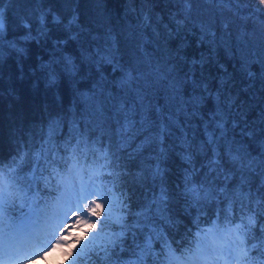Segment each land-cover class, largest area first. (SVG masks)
<instances>
[{"label":"snow or ice","instance_id":"6c2138e0","mask_svg":"<svg viewBox=\"0 0 264 264\" xmlns=\"http://www.w3.org/2000/svg\"><path fill=\"white\" fill-rule=\"evenodd\" d=\"M204 3L234 8L240 24L245 29L251 24L253 37L259 34L260 71H252L243 52L238 63L250 84L257 79L264 83V0ZM92 6L97 16L88 24L81 23L75 0L67 24L53 15L52 22L64 27L76 52L67 54L68 40L57 39L47 61L41 60L48 87H57L62 79L76 85L71 123L53 121L39 150L25 153L29 159L0 160V264H37L58 252L66 257L63 264H264V224L259 237L254 233L257 216L264 218V100L252 115V105L244 98L249 89L236 90L234 74L216 60V33L192 15V0H163V6L183 9L184 15L175 21L176 27L152 34L157 47L138 39L136 32L115 27L104 0H92ZM6 7L0 4V67L7 48L21 60L28 52L7 40ZM151 20L145 15L141 23L151 27ZM19 24L25 29V42L35 40L47 47L50 34L43 12L35 35L26 16ZM189 36H196L197 47L206 45L208 52L189 56L185 52ZM18 67L23 78V67L19 63ZM85 80L87 85L81 88ZM94 125L103 129V135ZM201 132L203 139L197 142ZM177 147L186 167L173 192L167 187L165 165ZM131 166L138 170V182L151 190V201L141 212L132 211L131 189L123 190L127 177L137 176ZM119 168L125 169L123 184L113 192L108 185L115 187ZM237 187L242 196L238 200ZM175 195L183 198L185 211L213 201L218 208L211 227L198 231L183 249L173 247L156 225L157 219L176 223L170 215ZM114 206L123 209L121 214L113 215ZM245 209L250 213L246 224ZM234 212L241 214V224L233 228L228 225ZM81 224L88 231L69 242V226ZM210 236L225 242L209 245ZM155 241L162 245L160 252Z\"/></svg>","mask_w":264,"mask_h":264},{"label":"trees","instance_id":"16d2710c","mask_svg":"<svg viewBox=\"0 0 264 264\" xmlns=\"http://www.w3.org/2000/svg\"><path fill=\"white\" fill-rule=\"evenodd\" d=\"M73 2L74 0H0V4L7 5L5 9L8 25L7 40L15 41L19 47L28 50L27 55L21 60L11 48H7L5 62L0 67V160L6 163H10L13 158L19 162L21 156L27 160L29 156H26L25 153L34 154L38 151L40 144L43 143L41 138L47 139L53 121L62 120L67 124L71 123L72 113L76 107L73 95L76 85L72 84L69 79H62L57 87H48L42 74L41 60L47 61L49 49L53 41L57 39L68 40L67 45L64 46L66 53L75 54L77 48L75 42L68 39V33L63 26L52 22L53 15H58L64 24H67L71 18L70 6ZM104 2L107 5V14L113 19L115 27L129 32V34L131 32L138 33L137 38L150 42V47H157L155 43L157 37L152 35L154 32L163 33L165 28L176 27L175 21L182 19L184 15L183 9L163 6V0H104ZM224 2L234 5L236 0H224ZM75 3L80 5L79 16L82 24L92 22L93 18L97 16V9L92 6V0H75ZM192 3L194 4L192 15L198 21L210 24L212 31L216 33V45L214 46L216 60L223 64L229 73L234 74L236 90L249 89L250 94L244 98L248 99L252 105V115H254L258 111L257 106L261 105V100H264V83L257 79L250 84L243 75L238 61L243 52L249 58L252 71L257 73L260 71V65L256 62L257 53L260 51L259 34L253 37L251 35L252 25L249 24L245 29L240 24L233 15L234 8L229 11L226 7H209L204 3V0H192ZM245 11L247 10H241L242 13ZM41 12L48 21L50 39L47 42V47L38 44L35 40L25 42L23 39L25 29L19 24L20 17L26 16L33 24V35H35L37 20ZM145 15H151V27L140 26ZM225 24H229L230 27L226 29ZM246 31L248 32L247 39L244 38ZM160 42L167 48V43L162 37H160ZM185 52L189 56H198L201 52L207 53L208 48L206 45L197 47L196 36H189ZM18 63L23 67V78H21ZM86 85L87 80L82 82L80 87L84 88ZM87 123L88 121L85 120V124ZM94 130L103 135V129L98 125H94ZM64 134H67L66 131ZM202 139V132L198 133L197 142ZM181 151L182 149L177 147L170 153L165 165L169 169L166 174L167 187L173 192L176 191V185L181 183L186 167L179 155ZM197 159H202V156H198ZM131 168L133 173H137L138 170L135 166H131ZM124 171L123 168L115 170V187L111 184L108 185L113 192L116 191V188L122 187L124 178L121 174ZM127 180L128 187L123 190L131 189L129 195L134 194L131 202L132 211L141 212L144 210L143 205L151 201V190L138 182L139 173L135 177H127ZM258 184L259 182L256 181L255 187H258ZM255 187L252 189L253 192H255ZM155 191L159 192L158 184ZM244 191L246 192V189ZM234 194L237 200L242 198L239 187L235 189ZM116 195L118 196L119 193L117 192ZM252 206L255 207V204ZM221 207L226 209L227 204L222 203ZM236 207H239L238 203ZM185 208L186 204L183 198L175 195L172 202L173 211L170 215H174L176 223L172 225L159 219L156 221V225L162 228L173 247L181 249L189 246L198 231L211 227V221L216 219L218 212L215 201L205 204L202 209L189 207L185 211ZM119 210L123 211L121 208ZM249 214L245 209L244 224L247 223ZM240 217L241 214L238 212L231 213L229 218L232 223L228 226L234 228L236 224H241ZM197 222H199V227H197ZM261 224H264V218L257 216V224L254 227L257 237L260 236ZM140 239L142 240L143 237ZM127 243H132L130 236ZM252 243H259V240H253ZM153 246L157 252H160L162 245L159 241H155ZM122 255L125 259L129 258L128 255Z\"/></svg>","mask_w":264,"mask_h":264},{"label":"rangeland","instance_id":"374dc122","mask_svg":"<svg viewBox=\"0 0 264 264\" xmlns=\"http://www.w3.org/2000/svg\"><path fill=\"white\" fill-rule=\"evenodd\" d=\"M100 202L103 203L104 201H100ZM106 207H107V205H106ZM112 211H113V215L121 214L120 213V210H119V207L114 206ZM86 218H88V219H94V218H92L90 216H87ZM69 233L71 235H76V236L81 235V233L78 230L71 229V228L69 229ZM69 233H65V235H68ZM214 242H215V244L219 245V244L224 243L225 241L224 240H221L219 238L212 237V236L208 237L207 243L209 245H212ZM64 259H66V257H63L59 252L53 254L52 257H49V261H51L52 264H57V262H59V264H63V260ZM219 264H223V262L221 261V262H219Z\"/></svg>","mask_w":264,"mask_h":264},{"label":"clouds","instance_id":"9594fccd","mask_svg":"<svg viewBox=\"0 0 264 264\" xmlns=\"http://www.w3.org/2000/svg\"><path fill=\"white\" fill-rule=\"evenodd\" d=\"M70 228H72V229H75V230H78L80 233H81V235H79V236H82L83 235V232H87L88 231V228L87 227H85L84 225H77V226H69ZM81 229H83V231H81ZM76 235H72L70 238H69V241L71 242V240L72 239H74V237H75ZM73 246H75V245H73ZM50 256H51V254H49ZM37 264H52V262L51 261H49V259H47V260H45V259H40V260H38L37 261ZM57 264H59V262H57Z\"/></svg>","mask_w":264,"mask_h":264},{"label":"bare ground","instance_id":"6f19581e","mask_svg":"<svg viewBox=\"0 0 264 264\" xmlns=\"http://www.w3.org/2000/svg\"><path fill=\"white\" fill-rule=\"evenodd\" d=\"M71 10V9H70ZM72 11V10H71ZM72 15V14H71ZM93 22V21H92ZM140 26H142V24L140 25ZM60 33H62V32H60Z\"/></svg>","mask_w":264,"mask_h":264}]
</instances>
